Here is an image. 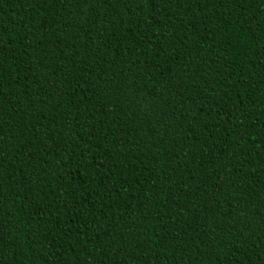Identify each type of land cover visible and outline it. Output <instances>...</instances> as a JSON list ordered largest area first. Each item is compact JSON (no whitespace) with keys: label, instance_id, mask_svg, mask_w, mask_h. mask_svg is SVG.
I'll return each instance as SVG.
<instances>
[{"label":"trees","instance_id":"1","mask_svg":"<svg viewBox=\"0 0 264 264\" xmlns=\"http://www.w3.org/2000/svg\"><path fill=\"white\" fill-rule=\"evenodd\" d=\"M0 264H264V0H0Z\"/></svg>","mask_w":264,"mask_h":264}]
</instances>
